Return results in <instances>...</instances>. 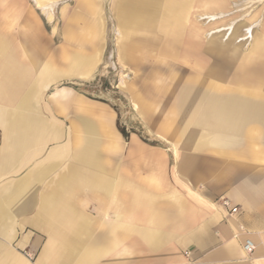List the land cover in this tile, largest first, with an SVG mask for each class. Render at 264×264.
Wrapping results in <instances>:
<instances>
[{"label": "crops", "instance_id": "obj_1", "mask_svg": "<svg viewBox=\"0 0 264 264\" xmlns=\"http://www.w3.org/2000/svg\"><path fill=\"white\" fill-rule=\"evenodd\" d=\"M71 1L0 0V264H264V0H110L131 131L74 82L104 18Z\"/></svg>", "mask_w": 264, "mask_h": 264}, {"label": "rangeland", "instance_id": "obj_2", "mask_svg": "<svg viewBox=\"0 0 264 264\" xmlns=\"http://www.w3.org/2000/svg\"><path fill=\"white\" fill-rule=\"evenodd\" d=\"M98 1L102 5V12L104 18V25L102 31V52L100 57L98 58V61L95 64V70L92 77L86 80H74V82H76V85L81 88V90L87 92L89 96L102 97L104 94H108L107 97L110 98V102H114L116 107L118 106V101H116V98L120 97L122 103L119 106H121V108L123 109V111L120 113V123L124 125L128 131H131L133 129L129 126L128 120H133L136 116H134V113L132 111V104L130 100L127 96L124 97V92L122 91V89L124 88V85H126V83L130 81L131 77H133L134 70L130 68L127 64L121 63L119 60L117 48L119 45L120 34L117 31L112 19L110 0ZM29 2L32 7L38 9L33 0H29ZM63 4H65L66 6L72 5V1H59V4H57V9L62 7ZM45 18L47 17L45 16ZM55 21H57L56 18L53 21V24ZM205 22L207 23V27L209 29L207 33H210L211 31L215 30L214 17H207ZM245 22L246 21L244 14H222L216 21V26L218 27V29H221L220 31H225V37H228L230 35V30L233 29V26L236 28H240L242 24L245 25ZM240 30H237L240 33L239 37H241V34L243 33V31ZM167 66L168 64L166 63H143V74L148 73L151 70H159L158 72L161 71V73H165V71L167 70ZM158 76L159 75L157 73L155 77L158 78Z\"/></svg>", "mask_w": 264, "mask_h": 264}, {"label": "bare ground", "instance_id": "obj_3", "mask_svg": "<svg viewBox=\"0 0 264 264\" xmlns=\"http://www.w3.org/2000/svg\"><path fill=\"white\" fill-rule=\"evenodd\" d=\"M34 3L39 6L40 10L49 20L54 19L56 15L57 4H59V2L49 0L48 2L42 4L38 0H34Z\"/></svg>", "mask_w": 264, "mask_h": 264}, {"label": "built area", "instance_id": "obj_4", "mask_svg": "<svg viewBox=\"0 0 264 264\" xmlns=\"http://www.w3.org/2000/svg\"><path fill=\"white\" fill-rule=\"evenodd\" d=\"M221 205L229 209V213L233 214L237 211V207H231L228 200H221ZM255 249V244L250 238H245L242 243V250L245 254H251Z\"/></svg>", "mask_w": 264, "mask_h": 264}, {"label": "trees", "instance_id": "obj_5", "mask_svg": "<svg viewBox=\"0 0 264 264\" xmlns=\"http://www.w3.org/2000/svg\"><path fill=\"white\" fill-rule=\"evenodd\" d=\"M121 131H122V133H124V134H125V131H124L123 129H122Z\"/></svg>", "mask_w": 264, "mask_h": 264}]
</instances>
